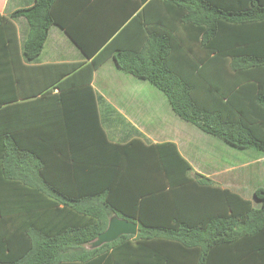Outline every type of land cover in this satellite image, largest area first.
<instances>
[{
	"label": "trees",
	"instance_id": "1",
	"mask_svg": "<svg viewBox=\"0 0 264 264\" xmlns=\"http://www.w3.org/2000/svg\"><path fill=\"white\" fill-rule=\"evenodd\" d=\"M58 2L35 0L13 14L29 26L26 61L41 55L52 26L65 27L55 15ZM160 3L157 16L147 18L144 9L88 50L66 28L90 64L41 67L40 81L37 68L22 65L31 82L45 83L25 99L59 90L53 98L64 115L33 108L36 119L24 132V108L35 100L0 99V209L12 185L30 195L25 214L10 219L18 233L3 234L0 264H264L263 188L254 192L261 202L256 209L210 179L190 176L191 165L173 143H111L94 105L85 108L93 109L85 114L86 128L73 122L77 106L70 101L86 96L77 87L88 85L94 97L93 72L112 58L163 92L183 121L234 148L264 154V0ZM26 74L0 72V82H20ZM114 215L138 222V235L87 249Z\"/></svg>",
	"mask_w": 264,
	"mask_h": 264
},
{
	"label": "crops",
	"instance_id": "2",
	"mask_svg": "<svg viewBox=\"0 0 264 264\" xmlns=\"http://www.w3.org/2000/svg\"><path fill=\"white\" fill-rule=\"evenodd\" d=\"M160 1L149 0L146 4L139 6L135 0H60L55 7V15L58 23L65 27L62 28L59 25L52 26L43 52L35 61L28 62L23 56V45L29 31V26L24 17H13V14L19 10L31 7L34 5L35 0H0V72L8 74L13 72L27 73L26 78L20 80V82L15 80L0 82V99L6 97L9 100H14L17 98L18 103H29L35 100L30 105L26 104L27 106L24 108L25 113L22 116L24 123H26L24 132H29L28 122L35 121L36 119V117L33 118L31 116V109L35 108L34 111L36 112L39 109V113L41 114L45 111H53L54 113L57 112L64 115V112L61 106L57 104L58 99L53 98L55 94L59 93V90H55L47 99H25L32 96V90L44 88L45 83L41 85L40 83L31 82L28 70H25L22 65L37 68L34 72L38 74L37 79L40 81V74L44 73L43 70H39L41 67L57 65L53 70L63 71V69L67 70L71 68L70 66L73 64H82L83 66L90 64L93 59L87 58L86 54L74 43L66 28L75 37L83 40L85 48L88 50L93 47V42H101L108 39L107 36L114 30L113 26L119 24L126 26L132 23L136 16L142 13L144 9L146 10L145 15L147 18L157 16L161 11ZM5 19L8 20V23L5 22ZM64 65L68 66L65 67ZM107 66H111L109 71L112 72V76L115 75V79L117 80L106 78L104 82H101L103 85L100 90L98 88V85L100 86L99 73L102 68ZM79 70L83 71L81 68L77 69L75 71L77 75ZM119 71L121 72L122 70L118 68L112 58H109L93 72V78L89 86L93 90L94 97L91 92L85 90L88 85L77 87L81 93L86 94V96L81 94L83 98L76 97L77 99L75 98L70 101L77 106V110L73 112V122L77 123L78 129L87 127L89 119L85 114L88 112L92 113L93 109L91 107L90 110H85V108L88 105H94L100 125L109 142L119 145L133 143V145L140 147L143 145L173 143L177 146L182 157L191 165L195 174H200L210 179L216 187L231 191L232 189L227 186L229 182L227 178L228 174H236L235 172L240 166L219 169V167H211L210 163L213 162L209 160V162L197 160L193 165L191 161L194 158L193 150L185 147V144L182 145L180 143L179 139L183 137V135L179 136L180 132L168 138V135H164L161 130L153 129L154 125L159 122L158 120H163L166 125L174 123L180 127H183L182 123H186L187 125L189 123L183 121L173 112L164 93L149 81L137 78L140 81L149 82L155 89L163 93L166 99L157 94L158 92L147 86V84L133 80L136 78L133 75H131L134 77L131 78L132 80L130 78L120 80ZM72 76L69 75L65 79H70ZM179 119L183 122H180ZM195 129L198 128L195 127L192 131L190 130L191 132H188L196 138L194 142L197 146L203 143L211 146L214 151L217 146L225 148L224 144L218 142V138L208 135L199 129L195 131ZM171 131L174 134V132H177V129H172ZM38 135H40V132H38ZM164 136L166 137L163 138ZM139 141L142 144L137 143ZM208 152L212 151L208 150ZM259 163H261L259 160H255L241 166L248 167ZM257 173L256 169H253L249 175L255 177ZM190 176H193L192 173H190ZM233 178L235 176H231L230 179ZM15 186L9 187L6 194L3 192L5 199L3 196V209H0V244L4 241L3 234L8 232L12 238L15 233H18V226L14 224V221H10V219L25 214L23 209L24 207H28L30 200L27 190H22L20 194L18 190L19 186L17 189ZM167 195L170 200L169 187H167ZM210 211L217 212L215 210ZM165 213L170 215V209H166ZM3 219L7 220V226L2 225ZM23 234L25 236L24 232ZM0 251H3V248Z\"/></svg>",
	"mask_w": 264,
	"mask_h": 264
},
{
	"label": "rangeland",
	"instance_id": "3",
	"mask_svg": "<svg viewBox=\"0 0 264 264\" xmlns=\"http://www.w3.org/2000/svg\"><path fill=\"white\" fill-rule=\"evenodd\" d=\"M110 67L107 66V67L102 68L99 73L100 86L98 85V88L100 90L102 89V85H103V83L101 82H104L106 78H110L111 80L113 79L117 80L115 79V75L112 76V72L109 71ZM118 74H119L120 80H123L126 78H130V79L134 78L131 75L126 74L122 71L121 72L119 71ZM133 80L137 82H143L142 84H147V86H149L153 90H156V92H158L157 94L165 98L163 93H161L158 89H155L149 82L140 81L137 78H134ZM179 120L180 122H183L181 121V119ZM158 121L159 122H157L154 125L155 127L153 129L158 130V131L161 130L164 133V135H168L167 136L168 138H170V136H174L175 134L177 135L178 132L181 133L179 136L183 135V137L180 138L179 140H180V143H182V145L185 144V147H188L189 149L193 150L192 153L194 155V158L191 159L193 165L195 164L197 160H202V161L209 160L213 162V163H210L211 167L215 166V167H219V169H223V168L226 169L230 166H238V167L240 166V168L236 170L235 172L236 174L234 173L228 174L227 178L229 179V182L227 186L232 189L231 191L237 192L239 193V195H242L244 199L251 201L254 208L259 209L261 207V202L255 199L254 192L258 188L264 189V169L262 170V166L264 168V160H263L264 154L263 153L255 149L242 150V149H237L231 146L228 147L229 145L225 144L224 141H221L220 139H217L218 142H221L220 144H224L225 148H222V146H217V148H215V151H214V149L211 146L205 145L203 143L197 146L194 142L196 138H194L192 134L189 133L192 131V129L195 128L194 126L189 125V124L187 125L186 123H182L183 127H180L174 123L172 124L169 123L168 125H166L163 120H158ZM172 129H177V132L176 133L174 132V134H172L171 133ZM195 131H198V129H195ZM165 137L166 136H164L163 138ZM199 142L201 141L199 140ZM208 150L212 152H208ZM255 160H259V162L261 163L255 164L254 166L253 165L248 166V167L241 166V165L250 163L251 161H255ZM253 169H256V173L258 172L260 173V175H258V173H257V176L255 177L249 175V173H251ZM190 173H192L193 175L192 177L195 178L196 174L193 172V169ZM231 176H235V178L230 179ZM86 248L92 249L91 246H87Z\"/></svg>",
	"mask_w": 264,
	"mask_h": 264
},
{
	"label": "water",
	"instance_id": "4",
	"mask_svg": "<svg viewBox=\"0 0 264 264\" xmlns=\"http://www.w3.org/2000/svg\"><path fill=\"white\" fill-rule=\"evenodd\" d=\"M139 233L138 223L114 215L110 218L107 230L100 234L92 244L91 248L96 249L105 244L113 243L122 236H137Z\"/></svg>",
	"mask_w": 264,
	"mask_h": 264
}]
</instances>
